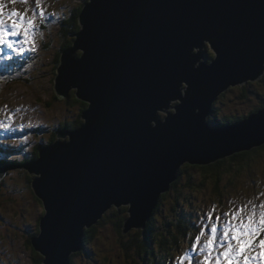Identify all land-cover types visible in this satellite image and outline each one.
I'll use <instances>...</instances> for the list:
<instances>
[{
  "label": "water",
  "instance_id": "95a60500",
  "mask_svg": "<svg viewBox=\"0 0 264 264\" xmlns=\"http://www.w3.org/2000/svg\"><path fill=\"white\" fill-rule=\"evenodd\" d=\"M78 22L54 87L88 105L83 123L36 160L0 165V180L15 168L36 175L45 214L31 242L42 264H72L113 208L128 207L124 234L145 228L183 166L264 145V108L208 123L224 93L264 76V0H88Z\"/></svg>",
  "mask_w": 264,
  "mask_h": 264
},
{
  "label": "rangeland",
  "instance_id": "374dc122",
  "mask_svg": "<svg viewBox=\"0 0 264 264\" xmlns=\"http://www.w3.org/2000/svg\"><path fill=\"white\" fill-rule=\"evenodd\" d=\"M87 1L44 0L46 16L42 22L37 20L36 50L17 56L7 47L0 46V123L8 125L7 129L0 127L1 160L15 165L32 161L36 146L49 144L59 130L65 129L63 125L80 118L83 110L80 101L77 102L74 96L68 100L59 98L54 86L57 56L63 51L67 39H74L71 36L74 33L69 37L62 34V24ZM12 7L23 12L26 6L8 3L6 10ZM13 39L20 40L21 37ZM8 56L12 59H7ZM213 57L215 54L208 44L203 61L209 62ZM246 86L247 91L243 90V86H234L219 98L215 113L208 117L212 127L219 125L224 118L245 117L264 108V79ZM175 105L173 103L171 112ZM165 115L160 113L161 118ZM195 173L194 185L191 189H183L185 200L181 205L182 209L187 206L188 217L194 219L196 224L201 223L199 218L213 205H217L219 212L228 210V201H234L238 206L248 200H264V195H261L264 194V152L257 155L242 174L235 178H224L223 197L214 192L213 184L207 177L203 178L199 171ZM34 177L36 175L29 174L25 168H15L0 180V264H41V255L28 243V238L37 234L38 221L45 211L42 201L31 187ZM202 180L206 184L203 185ZM171 203L170 196L164 198L160 214H157L159 220L171 217L167 215ZM120 214H123V210ZM121 215L115 216L113 211L112 214L109 212L103 224L98 226L92 242L73 256L72 264H125L124 256L118 259V255L122 254L121 241L124 239L115 226ZM195 230L194 236L197 234ZM188 243L190 239L183 243L179 255L190 247Z\"/></svg>",
  "mask_w": 264,
  "mask_h": 264
},
{
  "label": "snow or ice",
  "instance_id": "6c2138e0",
  "mask_svg": "<svg viewBox=\"0 0 264 264\" xmlns=\"http://www.w3.org/2000/svg\"><path fill=\"white\" fill-rule=\"evenodd\" d=\"M8 3L26 7L23 12L16 7L6 10ZM43 3L0 0V46L17 56L35 51L37 20L42 22L46 16ZM18 36L20 40L13 39ZM0 127L7 129L8 125L0 123ZM227 203V211L217 212V205H213L199 218L201 223L193 225L197 234L189 238L190 247L175 258L174 264H264V200H248L238 206L234 201Z\"/></svg>",
  "mask_w": 264,
  "mask_h": 264
},
{
  "label": "trees",
  "instance_id": "16d2710c",
  "mask_svg": "<svg viewBox=\"0 0 264 264\" xmlns=\"http://www.w3.org/2000/svg\"><path fill=\"white\" fill-rule=\"evenodd\" d=\"M81 10H82V7L78 9L74 13V15H72L70 18H66L64 20L62 27H61V32L65 37H69V35L80 30L78 16ZM73 42H74V39L72 40L67 39L66 43L63 45V50L68 47H71L73 45ZM210 54L211 52L208 53V55ZM60 59H61V53L58 54L57 59H56L57 69L60 65ZM262 78L260 79L261 81H263L264 79ZM249 84L250 83L246 85H249ZM246 85H243L244 91H247ZM72 96L75 97L74 93L71 94L70 98ZM76 101L79 102L80 100L76 98ZM80 104L83 107V110L86 109L88 106L86 103L82 101H80ZM215 111L216 110H214V112ZM246 117L248 116H245V117L244 116L243 117L242 116H238V117L230 116V117H227L226 119L225 118L222 119L219 125H230L231 123L233 124L234 122H240L244 120ZM82 123L83 122L81 120V115H80V118L76 119L71 124L63 125L62 128L75 129V128H78ZM55 139H56V136L52 138L51 142L55 141ZM41 146L42 145L36 146L35 159L33 160H36L39 157V150ZM262 152H264V145L261 147L255 148L251 151L237 153L231 157L225 158L223 160H219L217 162H214L206 166L187 164L183 166L178 180L172 184V188L170 192L163 195L162 200L166 198L167 196H170V199L172 200L174 204L172 209H174L173 210L174 212H177L179 205H181V203L185 200V198L183 197V189L184 188L191 189L192 185H194L193 178L195 176L194 174H196L195 173L196 171H199L200 173H202L203 178L207 177L213 184L214 192L216 194L218 193L220 197H223L222 184L225 181L224 178L225 177L231 178L232 176L235 178L237 177L238 174H242V171L246 170V168L256 160L257 155L259 154L261 155ZM2 161L3 160L0 159L1 165L2 164L14 165L12 163H7L5 161L2 162ZM187 170H190V171L185 173ZM202 184L204 185L206 184V182L202 180ZM123 208L128 209V207H123ZM112 211L114 212L115 216L121 215L119 209H116V208L111 209L109 211L110 214H112ZM44 214H45V211H44ZM107 214L104 216V218L107 216ZM127 216L128 215L126 211H124L123 214L119 217V220L115 223L117 233L121 236L122 239H124L121 241L122 254L118 255V259H120L121 256H124L126 259L124 260L126 262L125 264H141L140 260H142V262L145 264H172L173 260H175L174 259L175 256L180 254L181 252L180 249H182L183 243H187L190 237L193 238L194 233L196 231L195 228L193 227V225L196 224V222L195 220L192 221L188 217V213L187 215L185 214L182 217L179 216L175 218L173 216V218H171L169 221H161L159 220V218H157L155 214L156 218L154 219L153 218L154 216H153L152 217L153 222L148 223L146 228H143L141 230L133 229L129 233L124 234L123 225H124V221L127 218ZM104 218L101 221H99L98 224H96L91 229L85 232V238H84L85 248L87 247V245H89L92 242V239L95 237V234L97 233V228L99 225L103 224ZM40 219L38 221V231H37V234H35V236H37L40 232ZM157 223L161 225H159L158 227L155 226V224ZM32 238L31 239L28 238V243H30L31 246H32V242H31ZM189 244L190 243H188V245ZM41 259L43 260V257ZM42 260H41V264H42ZM37 261H39V259H37Z\"/></svg>",
  "mask_w": 264,
  "mask_h": 264
},
{
  "label": "flooded vegetation",
  "instance_id": "af4514ba",
  "mask_svg": "<svg viewBox=\"0 0 264 264\" xmlns=\"http://www.w3.org/2000/svg\"><path fill=\"white\" fill-rule=\"evenodd\" d=\"M206 47H208V44L206 45ZM205 49H206V48H204V52H205ZM211 60H212V59H211ZM211 60H209L208 63H210ZM214 110H215V109H214ZM214 113H215V112H213V114H214ZM234 123H235V122H234ZM171 188H172V186H171ZM170 190H171V189H170ZM170 190H169V192H170ZM169 192H168V193H169ZM166 194H167V193H166ZM162 198H163V196H162ZM162 198H161V200H160V203H159L157 209H156L155 212H154V215H153V216H154V217H153L154 219L156 218L157 214H158V215L160 214V211H161L160 209H161V206L163 205V200H164V199L162 200ZM171 202H172V200H171ZM173 205H174V204H173V202H172V203L170 204V206H171V207H170V213L168 212V214H167V215H169V216H171V217L165 218L164 221H169L171 218H173V216H174L175 218H177V217H179V216L182 217V216H184L185 214L187 215V213H188V212H187V206H186V207L184 206V208L182 209V205H179V207H178V209H177V212H174V211H173L174 209H172V208H173ZM185 208H186V209H185ZM124 209H125V208L122 207V208L119 209V210H120V211L123 210V212L126 211V213H127V209H125V210H124ZM155 214H156V216H155ZM153 218H152V219H153ZM157 218H158V216H157ZM190 218H191V217H190ZM152 219H151L148 223H152V222H153ZM191 219H192V218H191ZM192 220H194V219H192ZM148 223H147V225H148ZM159 223H160V222H159ZM159 223L155 224V226L158 227L159 225H161V224H159ZM146 227H147V226H146ZM146 227H145V228H146ZM152 227H153V225H152ZM195 229H196V228H195ZM177 256H179V255H176L175 258H176ZM175 258H174V259H175ZM140 261L142 262V260H140ZM174 261H175V260H173V263H172V264H174ZM170 262H171V261H170ZM142 263H143V262H142ZM143 264H145V263H143Z\"/></svg>",
  "mask_w": 264,
  "mask_h": 264
},
{
  "label": "bare ground",
  "instance_id": "6f19581e",
  "mask_svg": "<svg viewBox=\"0 0 264 264\" xmlns=\"http://www.w3.org/2000/svg\"><path fill=\"white\" fill-rule=\"evenodd\" d=\"M206 48V47H205ZM207 62V61H206ZM164 114V113H163ZM232 124V123H231ZM224 126V125H223ZM215 127V126H214ZM3 162V161H2ZM28 162V161H27ZM186 209V208H185ZM187 226V225H186ZM189 229V228H188Z\"/></svg>",
  "mask_w": 264,
  "mask_h": 264
},
{
  "label": "clouds",
  "instance_id": "9594fccd",
  "mask_svg": "<svg viewBox=\"0 0 264 264\" xmlns=\"http://www.w3.org/2000/svg\"><path fill=\"white\" fill-rule=\"evenodd\" d=\"M33 161V160H32ZM9 165H11V164H9ZM15 165V164H14ZM19 165H21V164H19ZM11 170V169H10Z\"/></svg>",
  "mask_w": 264,
  "mask_h": 264
}]
</instances>
